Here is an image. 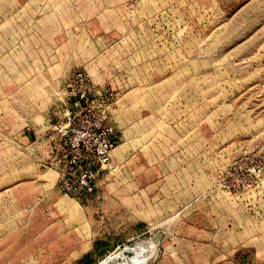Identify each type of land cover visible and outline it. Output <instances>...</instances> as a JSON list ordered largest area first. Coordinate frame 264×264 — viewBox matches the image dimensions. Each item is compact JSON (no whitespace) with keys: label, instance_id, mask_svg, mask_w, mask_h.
<instances>
[{"label":"rangeland","instance_id":"rangeland-1","mask_svg":"<svg viewBox=\"0 0 264 264\" xmlns=\"http://www.w3.org/2000/svg\"><path fill=\"white\" fill-rule=\"evenodd\" d=\"M53 2L49 82L47 61L18 54L6 91L0 26V264H264V0ZM84 60L105 70L127 143L74 198L14 128L61 105L62 62Z\"/></svg>","mask_w":264,"mask_h":264},{"label":"built area","instance_id":"built-area-1","mask_svg":"<svg viewBox=\"0 0 264 264\" xmlns=\"http://www.w3.org/2000/svg\"><path fill=\"white\" fill-rule=\"evenodd\" d=\"M58 100L66 110L53 127L47 164L58 173V186L66 195L81 198L96 193L100 176L117 171V146L111 108L115 95L96 84L87 71L69 74ZM73 106H68L66 99Z\"/></svg>","mask_w":264,"mask_h":264},{"label":"crops","instance_id":"crops-1","mask_svg":"<svg viewBox=\"0 0 264 264\" xmlns=\"http://www.w3.org/2000/svg\"><path fill=\"white\" fill-rule=\"evenodd\" d=\"M62 1V12H65L64 7H68V0H60ZM2 2V14L0 13V17H2V22H0V26L2 25V77L5 81L11 79L12 73L10 71L16 70L15 67H17L16 63L14 62L13 56L15 57V60L18 59V54H24L27 53L29 57L33 58L34 55L39 57L38 60L40 63L46 62V65L44 69L47 72V78L46 82H49V80L54 79L52 75L48 73L49 65L48 63H52L54 65V52H57V50L54 49V37L58 36L60 34H56V32H60L63 30V28L59 25L61 19H60V13L55 11V7L50 4V2H53V0H21V1H14V0H0V3ZM43 2H46L45 4ZM14 4V5H13ZM46 6V8H44ZM51 7V8H50ZM39 9L46 10L42 15L39 14ZM43 10H40L41 12ZM38 13V14H37ZM36 15V18H34ZM30 18L31 20V31H23V27L25 24L23 23V17ZM1 21V20H0ZM26 27V26H25ZM26 37H30L32 41L29 42V44H26L27 40ZM25 41V43H23ZM34 42V43H33ZM50 42V44H49ZM52 42V43H51ZM14 43V45H12ZM68 49L65 50V45H63V60H68L67 56ZM42 55V57L39 56ZM18 56V57H17ZM22 59V58H21ZM70 61V59H69ZM21 62L24 63V60L22 59ZM85 68H82L86 70L94 83L96 84H106V77H105V70L100 67L97 64H93L92 62L83 61ZM22 63V64H23ZM81 64V63H80ZM61 66H63L62 69V76L64 77L61 79V82L63 83L66 79V77L78 70H82L81 68H76L75 64H72L68 66V62H62ZM73 68V69H72ZM87 68V69H86ZM93 73V74H92ZM49 74V75H48ZM2 78V80H3ZM16 78L20 79L19 75L16 76ZM14 78V79H16ZM43 78V77H41ZM14 82V81H13ZM9 83L7 81V85H13V88H10L9 86L6 88V91H16L18 88H16L19 84L18 83ZM3 83V81H2ZM40 83V82H39ZM111 83V82H110ZM5 84V83H4ZM2 107H8V100L7 95H5L2 92ZM17 100V98L15 99ZM53 102V103H52ZM46 105L44 107H36L30 115V119L26 121V124L21 127H15V133H14V140H16V145L20 147L21 149H31L34 151H45V156H48L49 153V142L51 140L50 136L53 132V127L55 124V119L57 116V121L63 117L66 107L65 105L61 104L59 105L58 102H55L51 100L49 102L48 100L45 101ZM3 108V109H4ZM117 106L115 109L111 111V118L114 121L115 126V133L114 136L117 140V146L113 150V158L116 162L120 161L119 158L116 156L115 151L121 153L123 148H119L121 144H126L127 142L120 141L123 139L124 131L120 128V126L117 123L116 115ZM25 114L24 116H28ZM20 116H22L20 114ZM37 117H42L44 120L42 123L36 122L34 120ZM2 118H5L4 115H2ZM25 143V145H24ZM22 144V145H21ZM24 145V146H23ZM57 173V171H55ZM58 176V173H57ZM105 175H101L98 181V186L103 179ZM58 179H56L57 182ZM188 208V206L185 207V209ZM176 258L179 259V256L176 254Z\"/></svg>","mask_w":264,"mask_h":264},{"label":"water","instance_id":"water-1","mask_svg":"<svg viewBox=\"0 0 264 264\" xmlns=\"http://www.w3.org/2000/svg\"><path fill=\"white\" fill-rule=\"evenodd\" d=\"M128 255H133L134 253L132 251H125Z\"/></svg>","mask_w":264,"mask_h":264}]
</instances>
